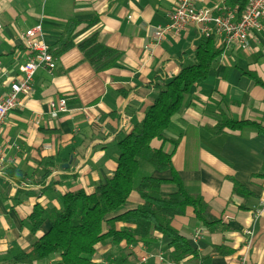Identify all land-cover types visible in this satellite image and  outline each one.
Listing matches in <instances>:
<instances>
[{
    "label": "crops",
    "instance_id": "obj_1",
    "mask_svg": "<svg viewBox=\"0 0 264 264\" xmlns=\"http://www.w3.org/2000/svg\"><path fill=\"white\" fill-rule=\"evenodd\" d=\"M178 2L0 0L3 86L20 75L19 65L28 58L21 39L26 30L41 24L51 47L57 46L67 29L78 33L75 47L57 58L52 72L42 68L36 72L33 93L21 99V106L9 113L0 128V264H26L15 258L33 249L36 235L29 217L36 205L59 208L65 193H91L113 175L118 140L143 120L156 98L151 87L154 78L159 74L170 81L196 64L200 39L195 29L155 43L153 29L168 21ZM94 20L95 26L86 29ZM93 34L122 53L113 67L101 72L83 60L77 47ZM148 43L152 45L149 49ZM214 45L223 48L221 56L207 80L186 95L164 136L178 139L172 164L186 190L201 195L210 214L222 223L211 232L189 208L184 216L174 218L172 226L187 236L197 251L196 258L191 256L182 264H240L242 260L244 264H264V135L251 128L225 130L220 135L209 131L223 115L264 128V87L243 74L253 72L264 82V27L244 49ZM64 97L73 101L67 103L68 111L50 114L51 101ZM153 147H163L166 152L172 149L170 142L162 141H154ZM8 168L26 176L19 184L8 180ZM45 171L48 177H42ZM139 174L170 179L168 173L151 171L146 165ZM232 178L253 195L234 196ZM175 190L171 184L162 187L164 194ZM141 203L140 195L132 192L118 213ZM48 228V223L44 224L41 233ZM199 229L201 236L193 240ZM157 237L152 246H115L106 240L96 246L92 260L97 264H176L168 240ZM215 247L223 252L216 254ZM143 258L147 259L144 263ZM56 259L52 256L34 264H52Z\"/></svg>",
    "mask_w": 264,
    "mask_h": 264
},
{
    "label": "trees",
    "instance_id": "obj_2",
    "mask_svg": "<svg viewBox=\"0 0 264 264\" xmlns=\"http://www.w3.org/2000/svg\"><path fill=\"white\" fill-rule=\"evenodd\" d=\"M230 3L243 10L247 0H230ZM96 23L97 20L89 22L86 29ZM71 32V29H67L57 46L51 47L56 58L75 47L73 40L78 33ZM77 47L83 54V60L96 72L113 67L122 58V53L103 44L98 34L91 35ZM222 52L223 48L216 47L214 40H200L195 65L184 68L170 81L159 74L154 78L151 87L155 90L156 98L143 120L118 140L119 156L113 175L97 184L91 193L82 190L65 193L60 198L59 208L36 205L29 217L32 233L36 235L33 249L29 254L16 257V262L34 264L54 256L57 259L52 264H97L92 260L96 246L106 240L115 246H152L158 242L157 235L168 240L167 246L172 249L171 259L174 263L183 262L191 256L197 257V251L188 237L172 226L174 218L184 216L191 208L196 219L211 232L216 231L222 222L210 214L201 195H192L186 190L172 164L178 139H167L164 133L191 88L207 80ZM243 74L256 85L264 87V82L253 72L244 71ZM64 99L68 104L73 103L67 97ZM246 128L264 135V128L259 124L237 121L225 115L209 131L213 135H220L225 130L240 131ZM154 141L170 142L172 149L166 152L163 147L155 148ZM143 165L161 174L168 173L170 179L140 177ZM48 175L45 171L42 177ZM25 176L26 173L18 169L6 170V178L17 184ZM231 180L234 196L247 198L253 195L245 185L233 178ZM165 184L174 185L175 192L164 194L162 187ZM132 192L140 195L142 203L134 209L118 213ZM46 223L49 228L41 233ZM120 225L125 226L119 229ZM214 252L219 255L223 248L215 247Z\"/></svg>",
    "mask_w": 264,
    "mask_h": 264
},
{
    "label": "built area",
    "instance_id": "obj_3",
    "mask_svg": "<svg viewBox=\"0 0 264 264\" xmlns=\"http://www.w3.org/2000/svg\"><path fill=\"white\" fill-rule=\"evenodd\" d=\"M263 27L264 0H247L243 10L232 5L229 0H179L178 5L169 14L168 21L155 27L153 35L155 43L159 44L168 35H180L193 28L200 40L212 39L216 44L236 45L244 49L248 46L249 39H257V34ZM21 39L29 55L27 60L19 65L20 75L13 77L8 85L0 84V128L9 113L21 106V99L33 93V78L36 72L40 68L52 72L57 65V58L52 54L51 46L45 41L41 24L26 30ZM151 46V43H148L146 48L149 49ZM2 76L0 62V79ZM67 111L68 105L64 98L51 101L49 104L50 114L56 115ZM202 232L201 229L197 230L193 240H198ZM146 260L143 258L141 262L144 263ZM240 264H244L243 260Z\"/></svg>",
    "mask_w": 264,
    "mask_h": 264
},
{
    "label": "rangeland",
    "instance_id": "obj_4",
    "mask_svg": "<svg viewBox=\"0 0 264 264\" xmlns=\"http://www.w3.org/2000/svg\"><path fill=\"white\" fill-rule=\"evenodd\" d=\"M146 167H147V169H150L151 171H153L152 168H151L150 166L146 165Z\"/></svg>",
    "mask_w": 264,
    "mask_h": 264
}]
</instances>
